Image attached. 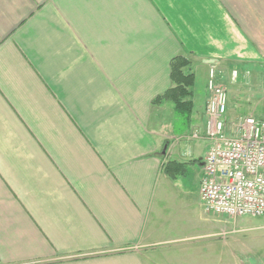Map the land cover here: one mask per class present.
I'll list each match as a JSON object with an SVG mask.
<instances>
[{"label":"crops","instance_id":"0c3cea01","mask_svg":"<svg viewBox=\"0 0 264 264\" xmlns=\"http://www.w3.org/2000/svg\"><path fill=\"white\" fill-rule=\"evenodd\" d=\"M179 56L196 79L263 68L264 0H0V264H256L211 214H168L188 142L154 100Z\"/></svg>","mask_w":264,"mask_h":264},{"label":"built area","instance_id":"2783aa9c","mask_svg":"<svg viewBox=\"0 0 264 264\" xmlns=\"http://www.w3.org/2000/svg\"><path fill=\"white\" fill-rule=\"evenodd\" d=\"M209 75L205 129L191 134L208 144L199 187L201 203L211 215L264 217V120L248 116L229 131L228 92L216 82L215 69Z\"/></svg>","mask_w":264,"mask_h":264},{"label":"rangeland","instance_id":"374dc122","mask_svg":"<svg viewBox=\"0 0 264 264\" xmlns=\"http://www.w3.org/2000/svg\"><path fill=\"white\" fill-rule=\"evenodd\" d=\"M211 69H215L216 82L228 92L230 100L228 111L233 116V121L235 122L231 125V129L248 116L264 118V67L261 68L256 65L252 72L250 71L246 76H239V73L238 78L240 79H237V82H232L230 80L231 71L229 69L227 70L226 66L220 67L221 70H216L217 67L209 66L205 74L202 73L197 77L198 79H196L195 85L191 89L193 92V101L196 98L197 93L199 94V92H201L203 94L207 91V95L204 94L205 97H203L200 102H205L207 105V100L210 96L208 82ZM205 104L204 106H206ZM192 129L193 128L189 127V131H185L183 139L182 137L176 138V140L181 142L186 141L188 143L185 145L181 143L182 145L180 146V156L182 158L179 159L184 163V173L177 178L169 191V199L173 197L175 198L174 200L170 199L167 208L170 217L171 213H173V211L170 210L173 209H175L183 218L187 216L188 218L190 216L194 217L195 215L199 218L204 214H208L203 208L199 196L198 189L200 177L202 175V167L198 160L199 156L197 148L194 147L193 142H190L194 141L195 143V141H199V139H193L191 137L195 128ZM212 217H214V230L216 229L215 232L217 231L214 239L219 243L222 241H232L234 242L232 245L241 247H237L236 249H245V252L249 250L251 261L257 264L260 254L264 252V217H245L238 219H230L216 215H212ZM240 253L242 254V252ZM236 254L238 255V252ZM241 257H246V255Z\"/></svg>","mask_w":264,"mask_h":264},{"label":"trees","instance_id":"16d2710c","mask_svg":"<svg viewBox=\"0 0 264 264\" xmlns=\"http://www.w3.org/2000/svg\"><path fill=\"white\" fill-rule=\"evenodd\" d=\"M171 79L173 87L163 96L154 100V105H160L165 102L172 103L174 112L178 121L175 124L177 131L188 130L192 124L194 111L193 92L191 89L195 85L196 77L191 71V62L187 57L179 56L174 58L170 64ZM184 163L169 162L165 172L171 179L184 173Z\"/></svg>","mask_w":264,"mask_h":264}]
</instances>
